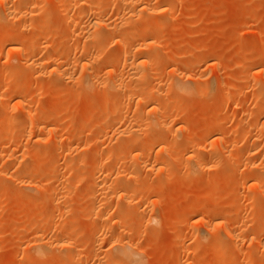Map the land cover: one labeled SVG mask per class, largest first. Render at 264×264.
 Here are the masks:
<instances>
[{"label":"rangeland","instance_id":"1","mask_svg":"<svg viewBox=\"0 0 264 264\" xmlns=\"http://www.w3.org/2000/svg\"><path fill=\"white\" fill-rule=\"evenodd\" d=\"M69 1L0 0V170H21L0 173V264H264V0H86L77 16ZM139 46L150 77L103 100ZM122 182L136 204L113 195Z\"/></svg>","mask_w":264,"mask_h":264},{"label":"bare ground","instance_id":"2","mask_svg":"<svg viewBox=\"0 0 264 264\" xmlns=\"http://www.w3.org/2000/svg\"><path fill=\"white\" fill-rule=\"evenodd\" d=\"M1 1H3V0H1ZM8 1V0H7ZM84 1H86V0H70L69 2H68V4H66V2H67V0H66V2H64V3H62V5L64 6V8L66 9V12H67V10H68V12L69 13H71L72 15H76L77 16V14H79V13H81L82 12V10H84V6H85V2ZM160 1L161 0H157V2H159L160 3ZM5 2V1H4ZM3 2V3H4ZM62 2V1H61ZM6 3V2H5ZM22 6V5H21ZM61 7V6H60ZM63 9V8H62ZM101 9V8H100ZM13 12H22V9H21V7H15L14 8V10L13 9H11ZM97 10H99V9H97ZM65 11V10H64ZM96 11V10H95ZM100 11V10H99ZM94 12V11H93ZM21 14V13H20ZM72 15H71V18H72ZM70 16V14L68 15V17ZM22 18H23V16H22ZM73 18H75L74 16H73ZM69 19V18H68ZM142 27H145V26H142ZM141 27V28H142ZM147 27V26H146ZM140 28V29H141ZM148 28V27H147ZM142 28L143 29V32H145V30H146V33H143L142 32V30H140L139 32L142 34H138V35H136L135 37H133V39L132 40H130V38H120L119 36H113V38L111 39L112 40V42H109V43H113L112 44V46L110 47L109 46V54H112V53H114L116 50H117V48H121V47H124V48H128V47H131L130 45L132 44V41L133 42H135V40H140V37L141 36H143V35H148V36H146V37H151L152 35H151V33H150V28ZM32 30V29H31ZM30 30V31H31ZM153 34V33H152ZM117 35V34H116ZM154 35V34H153ZM2 38V37H1ZM5 39V38H4ZM110 40V41H111ZM1 41V40H0ZM25 41V40H24ZM26 42V41H25ZM25 42L23 43L24 45H25ZM22 43H20L19 45L20 46H16L15 48H13V51H20L21 50V48H23L22 47V45H23ZM144 44V43H143ZM14 47V46H13ZM140 47L141 46H139V48H138V50L136 51V50H134L133 48L131 49L132 51H133V53H132V51H131V53L132 54H134V52L136 51V54H134L133 56H134V58H131V62L129 63V60H130V58L128 57V55H126V59H125V64H128V66H125L123 69L124 70H122V69H120V70H122L123 72L121 73V71H116V72H114V74L112 75V76H110L109 78H107V79H103V81H102V86H104L105 88H106V91H105V93H104V95L102 96V99L103 100H108L109 98H111V97H113L114 95H115V93H117V91H123V94H124V92L125 93H130V91H132V90H134V89H136L137 88V86H138V83H139V80H145L147 77H148V75H149V73H150V71H151V62L150 61H148V59H146V57H147V54L145 53V49L144 48H142V49H140ZM39 48V47H38ZM136 49H137V47H136ZM38 50V49H37ZM39 51V50H38ZM19 53V52H18ZM37 53V52H36ZM35 53V54H36ZM130 53V54H131ZM38 54V53H37ZM127 54H129V53H127ZM22 55V54H21ZM24 57V56H23ZM30 57V56H29ZM35 55L34 56H32V57H30V58H28V57H26L25 56V60L27 61V64L29 63V65H31V64H38V62L36 61V60H38V59H35ZM21 58V57H20ZM55 59H53V57L52 58H49L47 61H43V63L42 64H44V66L45 67H47V69H48V67L50 66V67H53V66H55V64L57 63H59L60 61V59H58V62H57V59H56V57H54ZM23 60H24V58H22ZM23 60H22V62H23ZM24 60V61H25ZM25 61V62H26ZM19 62L21 63V59L19 60ZM33 62V63H32ZM56 64V65H57ZM53 65V66H52ZM41 66V65H40ZM44 67V68H45ZM128 67V68H127ZM41 68V67H40ZM126 68H127V70H126ZM46 69V68H45ZM129 69V70H128ZM67 70V69H66ZM125 70H126V72H128V73H126V74H128L129 76H128V79L127 80H124V75H123V73H125ZM94 76H96L95 75V73H92V75H91V77H92V79H93V77ZM149 77H150V75H149ZM62 78V77H61ZM98 78V77H97ZM103 78V77H102ZM140 78V79H139ZM91 79V80H92ZM163 79V78H162ZM95 80V79H94ZM93 80V81H94ZM99 80H100V78H99ZM98 80V81H99ZM97 82V81H96ZM100 82V81H99ZM98 82V83H99ZM164 82V81H163ZM98 83H97V85H98ZM94 84H95V82H94ZM93 84V85H94ZM100 84H101V82L99 83V87H100ZM96 86V85H95ZM181 86V85H180ZM257 87H258V85H257ZM17 90V89H16ZM21 90V89H20ZM156 91V90H155ZM100 92V91H99ZM202 93V92H201ZM29 94V93H28ZM155 94V93H154ZM227 94H228V92H227ZM125 95V94H124ZM22 96V95H21ZM126 96V95H125ZM202 96V98L203 99H206L207 98V94L206 93H204V94H202L201 95ZM4 97V96H3ZM153 98V97H152ZM1 99V98H0ZM155 99V98H154ZM24 100V99H23ZM28 100V99H27ZM121 100V99H120ZM123 100V99H122ZM26 101V100H25ZM102 101V100H101ZM18 102V101H17ZM121 102V101H120ZM2 103V102H1ZM19 103H20V101H19ZM24 103V102H23ZM23 103H21L22 104V106L24 107V106H26V105H24ZM122 103V102H121ZM148 105V104H147ZM154 105H156V101H154L153 99H152V101H151V103L149 104V108L147 107V109L145 110V112H144V114H143V116L141 117V120H143V118L146 116V115H149V113L150 112H154V113H156V112H158V111H156L155 112V110H154ZM159 105V104H158ZM24 108H26V107H24ZM22 109V108H21ZM151 109H152V111H151ZM16 114V113H15ZM157 114V113H156ZM10 115H14V113L12 114H10ZM7 116V118L5 119V121L3 122V124L1 125V127L2 128H4V127H7L9 124L8 123H10V122H13V121H15L14 120V118L12 117V116ZM152 115V114H151ZM157 116V115H156ZM158 120V119H157ZM258 120H259V122L261 123V120H262V117L260 116L259 118H258ZM20 121V120H19ZM12 124V123H11ZM161 124V123H160ZM27 125V124H26ZM25 128V127H24ZM33 128V127H32ZM101 129V128H100ZM261 129V128H260ZM263 129H264V127H263ZM41 130V129H40ZM39 131V130H38ZM264 131V130H263ZM30 132V131H29ZM261 132H262V130H261ZM30 136V135H29ZM34 136V135H33ZM35 136H37V135H35ZM75 137V134H72L71 133V135H70V138L71 139H73ZM22 138L23 137H18V138H16V143H15V146H14V148L12 147V149L13 150H10L9 151V149L6 151L7 153L6 154H9V156L12 158V156L15 154H17V152H16V150L18 149V146L20 145V143L22 142ZM12 139V138H11ZM70 139V140H71ZM221 140V139H220ZM221 142H222V146H228V144L229 143H231L230 142V140L228 141L227 139H223V140H221ZM235 142H236V140H235ZM13 143H14V141H13ZM233 144H234V142H233ZM239 145V144H238ZM33 146V145H32ZM33 148V150L34 149H36V148H39V146H35V147H32ZM32 148H31V150H30V153H31V151H32ZM56 148V147H55ZM234 149V148H233ZM38 150V149H37ZM36 150V151H37ZM14 152H16V153H14ZM33 152V151H32ZM96 152H97V150H96ZM19 153V152H18ZM70 153H72V152H69L68 154H67V156H70L69 154ZM98 153V152H97ZM73 154V153H72ZM104 155V154H103ZM7 157H9L8 155H6ZM72 156V155H71ZM5 157V156H4ZM112 157V156H111ZM110 157V155H106V156H104L103 157V159H102V162H101V164L102 165H100L99 167L101 168L102 166L104 167V164L105 163H107L108 164V162L109 161H111L110 159H112ZM236 157V150L234 149L233 150V155H232V159H236L235 158ZM1 158V157H0ZM21 162V161H20ZM20 162H19V164H20ZM21 164L22 165H24L22 162H21ZM10 165V164H9ZM15 165V164H14ZM14 165H12L8 170H3L2 168H1V170H0V173L1 174H3V178H4V180H3V182H6V183H9L10 181H12V179H13V177H14V175L17 173V174H19L20 172H21V170L19 171V167H18V165H17V167L16 166H14ZM21 165V166H22ZM106 165V164H105ZM20 166V165H19ZM24 166H26V165H24ZM254 166H256V165H254ZM1 167V166H0ZM98 166H96V168H97ZM98 167V168H99ZM8 168V167H7ZM23 168V167H22ZM21 168V169H22ZM100 168H99V170H100ZM252 168V167H251ZM102 169V168H101ZM129 167L127 166V167H121L120 166V168L118 169V173H119V175H121L122 177H124L123 175H126V173H127V171H129ZM262 167H260V166H258L257 168H256V170L254 171V174H253V178L255 179V178H259L260 176V173L262 172ZM96 171H97V169H96ZM102 171H103V169H102ZM3 172V173H2ZM99 172L101 173V171H98V174L97 175H99ZM15 175V176H18V175ZM102 174V173H101ZM97 175H95V176H97ZM259 176V177H258ZM199 176H195L194 178H192V181H191V183H198L200 180H201V178H198ZM14 178H16V177H14ZM24 180V179H23ZM132 180V179H131ZM134 180V179H133ZM100 181L102 182V180H100V175H99V177H95V183H100ZM22 182V181H21ZM25 183H28V181L27 182H25ZM24 183V184H25ZM32 182H30V184H29V186L30 187H35L34 185H33V183L31 184ZM23 184V183H22ZM129 185H130V183L129 182H122V184L116 189V191H115V193H113V195L114 196H116V199H120V200H124V203H125V205H134V204H136V202H137V200L140 198V196H142L141 195V191H133L134 193H130L128 190H129ZM26 186H27V184H26ZM25 186V187H26ZM131 186V185H130ZM244 186V185H243ZM23 187H24V185H23ZM28 187V186H27ZM131 189V188H130ZM135 190H136V188H135ZM165 190V189H164ZM132 195V196H131ZM115 198V197H114ZM113 198V199H114ZM115 200V199H114ZM99 214V216H100V218H105L106 219V216H107V212H106V210L104 211V212H100V213H98ZM233 232V231H232ZM231 231H229L227 234V236H228V239H230V240H232V241H235V243L236 242H240L241 241V238H240V236H238L237 234H235V232L234 233H232ZM125 233H126V231H125ZM130 233V232H129ZM218 231H215V233H213V235H214V239H216V238H219V235H218ZM222 237H224V236H222ZM222 237H220V238H222ZM219 238V239H220ZM211 239H213V237L211 238ZM210 239V240H211ZM254 239H252V241L250 242V246L252 245V242H253V244H256V243H254V241H253ZM43 241V240H42ZM45 241V240H44ZM212 241V240H211ZM211 241H209V242H211ZM258 241V240H257ZM196 242V243H195ZM195 242H193L192 244V246H194L195 247V245L197 244V241H195ZM209 242H208V244H209ZM261 242V241H260ZM42 243H44V242H42ZM241 243V242H240ZM53 244V243H52ZM207 243L205 244L206 246L208 245ZM45 244H43V246H44ZM257 245H258V243H257ZM256 245V246H257ZM43 246H42V244L41 245H35V247L33 248L34 249V251L36 252V253H43V252H45V250H44V248H43ZM50 246H52V245H50ZM122 246V248H120V249H122V254L126 257V258H132V259H135V258H133L134 256L136 257L137 255H138V252H136L135 250H133L134 252H136V253H134L133 251H132V249L134 248V247H130L128 244H125V245H121ZM253 246V245H252ZM260 246V245H259ZM44 247H46V245L44 246ZM191 247V246H190ZM194 247H192V248H194ZM254 247H255V245H254ZM192 248H188L189 250H191ZM218 248V247H217ZM121 252V251H120ZM262 256V255H261ZM221 258V257H220ZM246 258V257H245ZM50 259V258H49ZM180 259V258H179ZM126 260V259H125ZM216 260H218V258L216 259ZM27 261H29V260H27ZM135 261V260H134ZM176 261L178 262V260L176 259ZM220 261V260H219ZM218 261V262H219ZM245 261V260H244ZM242 262V261H241ZM220 264V263H219Z\"/></svg>","mask_w":264,"mask_h":264}]
</instances>
